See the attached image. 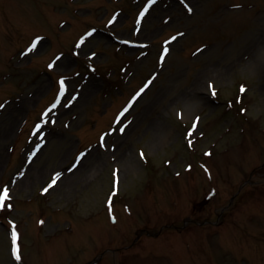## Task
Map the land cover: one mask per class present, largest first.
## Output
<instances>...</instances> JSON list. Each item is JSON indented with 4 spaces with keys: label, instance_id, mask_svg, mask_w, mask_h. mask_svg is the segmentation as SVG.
Instances as JSON below:
<instances>
[{
    "label": "rangeland",
    "instance_id": "obj_1",
    "mask_svg": "<svg viewBox=\"0 0 264 264\" xmlns=\"http://www.w3.org/2000/svg\"><path fill=\"white\" fill-rule=\"evenodd\" d=\"M187 5L0 0V264H264V0Z\"/></svg>",
    "mask_w": 264,
    "mask_h": 264
},
{
    "label": "snow or ice",
    "instance_id": "obj_2",
    "mask_svg": "<svg viewBox=\"0 0 264 264\" xmlns=\"http://www.w3.org/2000/svg\"><path fill=\"white\" fill-rule=\"evenodd\" d=\"M184 2H185L186 6L188 8V11H192V8L187 5V0H184ZM155 3H156V0H149V7L152 4H155ZM147 11H148V8H145L143 10V12H141V16H143ZM89 35H91V33H89ZM180 35H182V34H180ZM176 38L177 37L173 36L171 39L172 40H175ZM43 39L44 38L41 37V36L35 37V39L31 43L30 47L28 48V52H33V51L37 50L38 46L41 44V42H42ZM164 51L167 52L168 49L165 48ZM93 55H95V53H93ZM56 59L58 60L59 57H57ZM54 64H55V61L52 64H50L49 67H53ZM60 84H61L62 87H64V79L63 78H61ZM55 106L56 105L53 104V107H55ZM0 107H2V105H0ZM45 115H47V113H45ZM189 143H191V141H189ZM83 156H84V154L82 153L81 154V158H83ZM59 175L60 174H57L56 177H54L52 179V182L48 185L47 188L44 189L45 192H47L49 190V188H52L56 184L57 180L59 179ZM9 199H10L9 189L7 187H3L2 189H0V209H2V208L5 207V202L7 200H9ZM109 203L111 204V201H109ZM8 206L11 207L10 204ZM113 219H115V217H113ZM41 223H43V221ZM13 235L18 239L19 233H16L15 230H14V228H13ZM15 254H16V258L17 259H20V249H19V245L18 244L15 247Z\"/></svg>",
    "mask_w": 264,
    "mask_h": 264
},
{
    "label": "bare ground",
    "instance_id": "obj_3",
    "mask_svg": "<svg viewBox=\"0 0 264 264\" xmlns=\"http://www.w3.org/2000/svg\"><path fill=\"white\" fill-rule=\"evenodd\" d=\"M263 52H264V48H263ZM27 182H25L23 185H26Z\"/></svg>",
    "mask_w": 264,
    "mask_h": 264
}]
</instances>
